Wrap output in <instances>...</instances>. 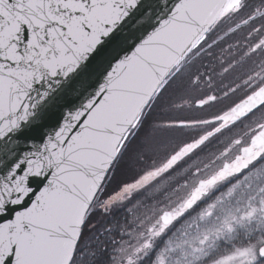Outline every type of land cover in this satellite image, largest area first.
Instances as JSON below:
<instances>
[{"label":"snow or ice","instance_id":"1","mask_svg":"<svg viewBox=\"0 0 264 264\" xmlns=\"http://www.w3.org/2000/svg\"><path fill=\"white\" fill-rule=\"evenodd\" d=\"M0 264H264V0H0Z\"/></svg>","mask_w":264,"mask_h":264}]
</instances>
